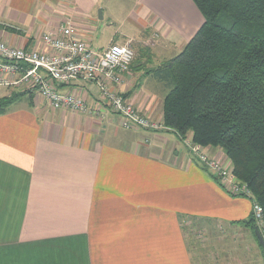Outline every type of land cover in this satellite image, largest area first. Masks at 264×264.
<instances>
[{
	"label": "crops",
	"instance_id": "obj_1",
	"mask_svg": "<svg viewBox=\"0 0 264 264\" xmlns=\"http://www.w3.org/2000/svg\"><path fill=\"white\" fill-rule=\"evenodd\" d=\"M106 1L0 0V40L48 50L41 37L70 21L92 43ZM135 3V16L154 13L178 40L202 19L192 0ZM138 73L114 88L163 120V103L143 80L133 83ZM16 87L0 86V98ZM59 90L82 96L87 111L26 93L0 113V264H196L197 233L183 229L184 216L249 220L252 200L230 195L175 131L125 128L93 82Z\"/></svg>",
	"mask_w": 264,
	"mask_h": 264
},
{
	"label": "trees",
	"instance_id": "obj_2",
	"mask_svg": "<svg viewBox=\"0 0 264 264\" xmlns=\"http://www.w3.org/2000/svg\"><path fill=\"white\" fill-rule=\"evenodd\" d=\"M192 1L203 23L154 70L169 87L163 120L181 138L192 132L197 144L220 147L264 219V0ZM19 96L1 97L0 113ZM248 224L257 227L254 212Z\"/></svg>",
	"mask_w": 264,
	"mask_h": 264
},
{
	"label": "built area",
	"instance_id": "obj_3",
	"mask_svg": "<svg viewBox=\"0 0 264 264\" xmlns=\"http://www.w3.org/2000/svg\"><path fill=\"white\" fill-rule=\"evenodd\" d=\"M42 44L48 49L12 46L0 40V86H27L26 92L40 95L51 107H69L86 112L85 99L74 91L61 92L60 84L82 80L95 83L103 100L122 119L125 128H145L158 131L163 123L144 114L114 85L121 84L135 59L130 42L112 43L93 50L70 21L62 24L60 35L45 33ZM196 154L211 173L234 195L251 196L249 186L234 173L231 164L209 157L200 144L193 143ZM256 218L263 215L262 207L254 205Z\"/></svg>",
	"mask_w": 264,
	"mask_h": 264
},
{
	"label": "rangeland",
	"instance_id": "obj_4",
	"mask_svg": "<svg viewBox=\"0 0 264 264\" xmlns=\"http://www.w3.org/2000/svg\"><path fill=\"white\" fill-rule=\"evenodd\" d=\"M136 1L137 0H107L104 5L105 9H103L101 5L100 8L102 9L103 19L100 18L98 9L93 15L96 25L93 34L94 39L92 43L89 44L93 50H98L110 45L113 39L117 43L123 44V39H125L124 36L131 37V39H127V42H130L135 50V59L129 72L133 68L139 72V75H136L133 83L137 85L140 80H143L146 87L155 95L156 101L161 104L169 91V87L166 82L154 76V70L183 50L186 43L203 23V17L201 15L202 19L198 25L199 27L197 26L191 34L188 35V32L186 34L177 33L179 36L178 40L175 39L173 35L168 34L170 32L167 28L168 26L165 23H161L154 13L147 15V18L144 17L145 15L139 17L135 16L132 11L137 9ZM24 89H27V86L19 84L18 88L16 87V89L12 90L11 94L13 96L16 94L22 96L25 91ZM115 90L124 94L129 99L128 93H124L117 88H115ZM26 93L28 92L25 91V95H31V93ZM162 98L163 101L161 102ZM159 122L165 125L164 120H159ZM138 128L140 127L130 129ZM165 129L168 128L161 130ZM181 140L187 148L193 143H196L192 132H189L187 136L181 138ZM201 146L203 151L212 159L215 158L220 160L224 165L230 163L234 171L233 164L226 154L215 153L222 152L220 147L211 145ZM192 155L205 169L208 168L196 154L192 152ZM211 174L217 179L214 172ZM217 181L222 185L220 180L217 179ZM227 192L233 196H240L234 195L228 190ZM247 197L252 200L253 193L251 196ZM252 202L253 208L251 214L254 212V205L257 204L255 200H252ZM250 218L251 215L249 220ZM249 220L244 222H222L199 219L192 215L184 216L183 229L187 233H197L198 239L195 238L192 243L189 242V248L194 261L197 262L196 264H264V249L256 233H254L255 229L258 228L264 238L263 215L260 218H256L255 216V223L257 225L255 229L248 224ZM253 234L255 236H253Z\"/></svg>",
	"mask_w": 264,
	"mask_h": 264
},
{
	"label": "water",
	"instance_id": "obj_5",
	"mask_svg": "<svg viewBox=\"0 0 264 264\" xmlns=\"http://www.w3.org/2000/svg\"><path fill=\"white\" fill-rule=\"evenodd\" d=\"M99 15H100V18L102 19L103 18V14H102V10L101 9L99 10ZM255 233H256V235H257V237H258V239H259V241H260V243H261V245H262V247L264 249V238H263L260 230L258 228H256L255 229Z\"/></svg>",
	"mask_w": 264,
	"mask_h": 264
}]
</instances>
